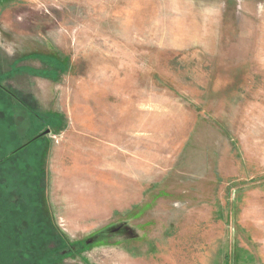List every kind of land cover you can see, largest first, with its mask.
I'll return each instance as SVG.
<instances>
[{
  "label": "rangeland",
  "instance_id": "1",
  "mask_svg": "<svg viewBox=\"0 0 264 264\" xmlns=\"http://www.w3.org/2000/svg\"><path fill=\"white\" fill-rule=\"evenodd\" d=\"M0 221V264H264V0H0Z\"/></svg>",
  "mask_w": 264,
  "mask_h": 264
},
{
  "label": "water",
  "instance_id": "2",
  "mask_svg": "<svg viewBox=\"0 0 264 264\" xmlns=\"http://www.w3.org/2000/svg\"><path fill=\"white\" fill-rule=\"evenodd\" d=\"M45 134H49V131H47Z\"/></svg>",
  "mask_w": 264,
  "mask_h": 264
},
{
  "label": "flooded vegetation",
  "instance_id": "3",
  "mask_svg": "<svg viewBox=\"0 0 264 264\" xmlns=\"http://www.w3.org/2000/svg\"><path fill=\"white\" fill-rule=\"evenodd\" d=\"M0 223H1V221H0Z\"/></svg>",
  "mask_w": 264,
  "mask_h": 264
}]
</instances>
